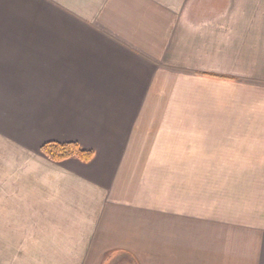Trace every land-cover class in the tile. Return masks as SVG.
<instances>
[{
  "label": "crops",
  "instance_id": "obj_1",
  "mask_svg": "<svg viewBox=\"0 0 264 264\" xmlns=\"http://www.w3.org/2000/svg\"><path fill=\"white\" fill-rule=\"evenodd\" d=\"M124 253L264 264V0H0V264Z\"/></svg>",
  "mask_w": 264,
  "mask_h": 264
},
{
  "label": "trees",
  "instance_id": "obj_2",
  "mask_svg": "<svg viewBox=\"0 0 264 264\" xmlns=\"http://www.w3.org/2000/svg\"><path fill=\"white\" fill-rule=\"evenodd\" d=\"M40 152L42 156L51 162L61 164L68 160H78L84 164H89L93 161L95 153L90 150H84L78 143H46ZM110 264H137L129 254L118 255L114 262Z\"/></svg>",
  "mask_w": 264,
  "mask_h": 264
}]
</instances>
